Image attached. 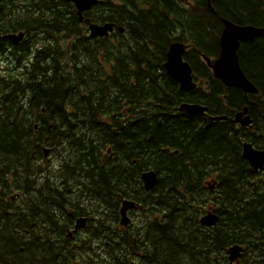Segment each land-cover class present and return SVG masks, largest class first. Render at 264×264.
<instances>
[{"label": "trees", "instance_id": "1", "mask_svg": "<svg viewBox=\"0 0 264 264\" xmlns=\"http://www.w3.org/2000/svg\"><path fill=\"white\" fill-rule=\"evenodd\" d=\"M62 2L47 0L41 7L45 13L31 8L23 20L13 21L15 33L23 31L28 37L19 60L44 50L61 61L62 69L42 65L40 77L25 67L30 80L22 74L0 77V264H70L73 259L76 264H130L136 251L133 235L119 227V213L111 209L140 191L145 195L138 201L146 216L139 231L149 246L145 251H153L145 255L147 260L228 264L225 250L236 243L233 234L264 229V184L239 183L237 172L227 167L234 163L228 153L223 156L225 170L201 171L203 165L215 167L213 152H233L231 135L223 140L224 123L205 129L199 116L186 113L158 120L156 105L194 100L223 116L225 88L201 56L218 54L221 20L264 29V0H100L85 18L112 23L123 33L92 39L72 5ZM37 39L43 41L40 46ZM171 42L187 46L183 59L196 76L192 93L198 97L160 74ZM239 57L246 78L264 92V33L243 43ZM207 90L205 99L201 92ZM237 109L234 96L232 110ZM175 120L179 125L174 129L159 130L160 122ZM188 122L193 126H184ZM174 139L178 153L161 150ZM45 149L53 165H42ZM145 171L158 174L149 192L139 179ZM9 176L13 183L16 177L14 184ZM68 179L82 187L78 197L95 202V208L67 203L60 184ZM7 192L16 196L13 207ZM208 211L219 216L210 228L198 221ZM77 217H86L87 223L73 234ZM139 231L134 232L136 242Z\"/></svg>", "mask_w": 264, "mask_h": 264}, {"label": "flooded vegetation", "instance_id": "2", "mask_svg": "<svg viewBox=\"0 0 264 264\" xmlns=\"http://www.w3.org/2000/svg\"><path fill=\"white\" fill-rule=\"evenodd\" d=\"M18 1L19 0H0V59L5 61V64H7L4 67V71L0 72V77L3 75H7L8 73H10V75L22 77L21 72H25L23 67H26V65L17 64L15 62H16V59L20 57L19 52L21 53L24 52L23 45L21 44L23 43V41L25 42L26 38H28L25 35L26 33L21 31V33L24 35V39L22 40L20 44L18 42H11L5 38V36L8 34H16L15 33L16 28L13 27V24H14L13 21L23 20V16L25 14H28L31 8H36L37 13L41 12L40 14L46 12L41 7L43 6V4L47 2V0H22L21 4ZM59 1L63 5V2L61 0ZM23 4H27L28 8L27 9L24 8ZM23 28L24 29L27 28V25L24 26ZM83 29H86V28L83 27ZM255 39L256 38L248 42H252ZM241 46H242V43L240 44V47L237 51V58H238L239 66L245 75L246 71L242 68V64L240 63V57H239V51L241 49ZM217 58H218V54L212 57H208V59L210 60V63L214 62ZM203 63L205 64V66L210 71L213 77L212 70L211 68L208 67L205 60L203 61ZM38 74H40V72ZM160 74L165 75V73L162 71H160ZM39 76L41 77V74ZM192 76L194 80L196 76L193 70H192ZM223 87L225 88L224 90H222V95L224 97L223 107L225 110H224V115L222 117H224L225 120H216V121L212 120V118L220 117V116H216L210 110V107L204 106V105H201V106L206 107L207 112L203 114H199L197 116L200 117L199 119L204 124V127L206 126L205 129H211L210 125L217 124L218 122L224 123V124H221L224 126L222 130L223 136H224L223 140H226L227 136L231 135L230 137L231 140L235 142V145L233 147V152L229 153L232 155H228V154L227 155L230 156L234 160V163H232L231 166L234 168L235 172H237V175H238L237 181L239 183L253 185L255 181L264 180V164H263L262 170L254 169L253 167H251L249 162L242 157V154H243L245 144H249L256 151L264 152V96H263L264 92L260 93L258 91V93L254 95V94L244 93L243 91L239 89L229 90V89H234V88H227L225 86ZM196 88L197 86L195 87V89ZM178 89H179V85H178ZM195 89H193V91L192 90L188 91L191 93L189 95L190 97H198L192 93L195 91ZM182 91H185V90H182ZM201 94L203 98L207 99L209 97L210 92L207 90L206 92L205 91L201 92ZM259 94H261V96H258ZM234 96H237V102L239 104V109L235 110V112L232 110V101H233ZM23 104L24 106H26L25 102ZM187 104H199V103H196L194 100H192L188 102ZM156 106L158 107V110H159L158 114L160 115L158 117V120L163 119L162 117H169L171 119L172 118L176 119L179 113H185L183 111L178 110L180 105H177V104L173 107L162 106L160 104H157ZM237 113H243V117H248L251 121L250 124L248 126H241L238 123H234L233 120ZM178 125H179L178 121L175 120V121H171L168 123L160 122L158 126H159L160 131L162 130L164 131V127L165 128L172 127V129H174ZM184 126L190 127V126H193V123L188 122ZM175 132L177 134L178 133L183 134V132H178V131H175ZM166 144L168 146L166 145V146H163V148H161V150H163L164 152L168 154H172V153L176 154L179 152V149L176 147V144H175V139L173 143H166ZM0 183H1V179H0ZM210 183H215V182H210ZM211 187H213V190H210V191H214V186L212 185ZM2 190L3 189L0 186L1 197L3 196ZM123 200L124 199H122L121 202ZM127 200H129V197L127 198ZM119 207L117 209H116V206L112 207L111 212L113 214H117V212L119 213ZM136 212H140V210L135 208L134 210L127 211L126 213V215L130 219V222H131L130 225H132L133 228H131L130 225L125 226V227H121L119 225L120 228H125L127 231L131 232L133 235V240H134L133 248L136 251H134L130 255V264H155L147 260L145 256L148 253L152 254L153 251L151 250L145 251V247L147 245V243L145 242V234L141 233L139 231L140 229L139 226H137L140 223L139 219L142 216L141 215L136 216L137 214ZM118 220H119V216H118ZM228 229L229 228L227 227L226 230ZM236 229L239 231H242L240 226H238ZM67 231L68 230L66 229V232ZM136 231H139L141 234L139 236V242L135 241L136 236H134V232ZM226 235H227L226 237L232 236V234H226ZM233 236L235 237L236 244L241 248V252H240V256L238 257V259L232 264H264V229H262L261 232L259 231V232H255L252 234L242 233V232L235 233L233 234ZM147 247L149 248L148 245ZM226 259H227V256H226ZM103 261L104 260H101L100 262L96 264H102ZM110 264H115V263H113L110 260Z\"/></svg>", "mask_w": 264, "mask_h": 264}, {"label": "water", "instance_id": "3", "mask_svg": "<svg viewBox=\"0 0 264 264\" xmlns=\"http://www.w3.org/2000/svg\"><path fill=\"white\" fill-rule=\"evenodd\" d=\"M73 3L78 16L81 18L83 12L91 9V6L97 3V0H65ZM114 25L111 23L92 24L89 26V31L92 37H105L113 31ZM122 32V28H117ZM263 29L253 26H238L228 21H223V29L219 38V55L218 58L210 63V60L203 57L208 67L211 68L213 77L220 81L227 88H234L243 91L244 93H258L255 86L243 74L237 58V50L240 43L248 42L259 37L263 33ZM6 38L12 42H18L21 35H8ZM186 46L180 42H173L168 46L165 53V62L163 68L167 76L178 83L180 90L191 91L195 89L196 84L193 80L192 69L190 65L183 60V54ZM179 109L190 115H199L207 112V108L198 104H182ZM212 120H225L224 117H214ZM241 126H248L250 119L243 117V113H237L233 120ZM45 154L47 151L44 152ZM242 157L249 162L254 169H263L264 152L254 150L249 144H245ZM141 182L146 191L152 189L156 182L157 176L153 171L144 172L141 174ZM213 190V187H210ZM134 208V204L129 201H123L120 208L121 220L120 223L126 226L129 219L126 212ZM218 222V217L212 213H208L200 219V223L206 227L215 226ZM86 223L85 218H79L75 221L74 231L84 228ZM240 256V248L233 246L228 249V260L234 262Z\"/></svg>", "mask_w": 264, "mask_h": 264}, {"label": "rangeland", "instance_id": "4", "mask_svg": "<svg viewBox=\"0 0 264 264\" xmlns=\"http://www.w3.org/2000/svg\"><path fill=\"white\" fill-rule=\"evenodd\" d=\"M33 38L31 39V40H29V42L30 43H32L33 42ZM42 42L43 41H39L38 39H37V43H38V45L37 46H40L39 44H42ZM28 44V43H27ZM45 52L46 51H44V50H42V51H38V52H36L35 53V55L31 58V59H20L19 60V58H17L16 59V62L15 63H17V64H24V65H26V67H27V69H29V70H31V71H33V73H35L34 75L36 76L38 73H39V71H38V68L39 67H43L42 65H47L49 68H52V69H54V70H61L62 69V63H61V61L58 59V58H54V59H52L50 56H48V55H45ZM44 57V60H41V57ZM21 57V56H20ZM5 65H7V64H5V61H3V60H1L0 59V72H2V71H4V67H5ZM23 69H24V71H25V67H23ZM21 72V71H20ZM26 72V71H25ZM25 72H21V74L22 75H24L26 78H31L30 76H28ZM224 152L226 153H221L220 151H216V152H213V154H216L215 155V159L217 160H215L214 158H213V155L211 156L212 157V161L214 162V165H215V167H210V166H208V165H203L202 167H201V171H203V170H210V169H212V168H215V169H218V167L219 166H222V169L223 170H225L226 168H224L226 165H227V163H226V161H223V156H227V153L229 154V152H230V150H226V149H224ZM54 158V157H53ZM121 160L122 159H120V160H117V162H121ZM193 162H195V159L193 160ZM194 165H196V163H193ZM223 164H224V166H223ZM42 165L44 166V165H47V166H49V165H53V162L51 161V159H48V158H46L45 159V161L43 160L42 161ZM47 166H45V167H47ZM227 167H230V168H232L233 170H234V168L231 166V164L230 165H228ZM48 169V168H47ZM46 169V170H47ZM48 173H50V174H53V172H52V170L50 169L49 170V172ZM210 179H208V181H209ZM8 181L10 182V183H13V176H9L8 177ZM15 181H16V177L14 178V183H15ZM256 182H259L260 184H264V180H258V181H256ZM13 183V184H14ZM62 184H64V186L62 187V190L60 191V192H63L66 196H65V198H66V200H67V203L68 202H71L72 203V205H77V204H79V205H83L84 207H86L87 209H90V208H95L96 207V203L95 202H90V201H87V200H82V198L81 197H78L79 195H82V187L81 186H78L77 184H76V182L73 180V179H68V180H66V181H61V184H60V186L62 185ZM11 185V184H10ZM157 188V187H156ZM159 188H161V189H164V183H161V185H160V187ZM156 190V189H155ZM158 192V191H157ZM7 194H9V192H7ZM155 193L154 192H152V194H151V196H153ZM159 194H161L162 195V191H161V193H159ZM143 195H145L143 192H138L137 194H133L132 195V197L133 198H129V199H131V200H133V201H135L136 203H137V206H139L138 207V209L140 210V212H136L137 214H136V216H142V217H140V219H139V222L140 223H142L143 222V217L144 216H146L145 214H146V211H144V209L142 210V207L140 206V204H139V201H138V198H141ZM7 196H9V197H6V199L9 201V205H11V207H13L14 205H13V202L15 201V195H11V194H9V195H7ZM116 198H117V194L116 195H114ZM209 196V195H208ZM210 198H212L213 199V197L212 196H209ZM69 205V204H68ZM70 206V205H69ZM136 221H138V220H136ZM132 222H134V221H132ZM140 223L137 225V226H139L140 225ZM1 224L2 223H0V232H1ZM130 227L131 228H133L132 227V225H130ZM229 230V229H228ZM227 230V231H228ZM227 236V235H226ZM225 236V237H226ZM79 240H81V238H78ZM93 245H94V247H96L95 249H96V251L98 252L99 251V245L98 246H96L97 244H96V242H94L93 243ZM74 260V259H73ZM73 260H71L70 261V264H76V263H73Z\"/></svg>", "mask_w": 264, "mask_h": 264}, {"label": "bare ground", "instance_id": "5", "mask_svg": "<svg viewBox=\"0 0 264 264\" xmlns=\"http://www.w3.org/2000/svg\"><path fill=\"white\" fill-rule=\"evenodd\" d=\"M99 2H100V0H97V3L95 4V5H93V6H91V9L88 11V12H91L96 6H97V4H99ZM80 23H82V25H83V27L84 28H86L85 29V33H86V35H88L89 36V38H94V37H92V35L90 34V31H89V26L90 25H92V24H95V23H92L89 19H87V18H84L83 20H78ZM23 32V31H22ZM14 35H21V38H20V40H18V43L20 44L21 42H22V40L24 39V35L21 33V31H19V32H17L16 34H14ZM26 41V40H25ZM24 42V41H23ZM41 60H44V57L42 56L41 57ZM40 74H37L36 76H39ZM32 78V77H31ZM31 78H29V80L31 79ZM193 91V90H192ZM232 162V161H231ZM156 176H157V178H158V174H156ZM207 184H209L208 182H206V185ZM144 190V189H143ZM147 192H149V191H147ZM208 213H212V214H214V215H216L217 217H218V222H219V216H218V214H216L214 211H208V212H205L204 214H202L200 217H199V224L202 226V227H206V226H203L201 223H200V219L203 217V216H205L206 214H208ZM217 222V223H218ZM217 225V224H216ZM215 225V226H216ZM212 227H214V226H212ZM206 228H210V227H206Z\"/></svg>", "mask_w": 264, "mask_h": 264}]
</instances>
